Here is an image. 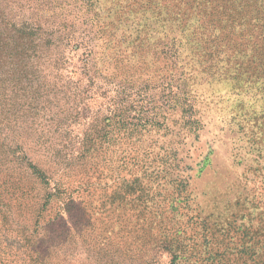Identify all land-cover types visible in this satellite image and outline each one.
Listing matches in <instances>:
<instances>
[{
	"label": "rangeland",
	"instance_id": "1",
	"mask_svg": "<svg viewBox=\"0 0 264 264\" xmlns=\"http://www.w3.org/2000/svg\"><path fill=\"white\" fill-rule=\"evenodd\" d=\"M115 1L0 0L3 36H29L28 67L9 84L13 130L6 133L34 162L43 167L59 156L64 168L89 149L108 153L114 143H105L106 133L114 129L115 114L143 112L156 124L132 133L126 149L139 153L113 172L112 181L87 185L82 178H95L92 172L76 169L66 203L51 199L31 213L26 203L14 204L12 230L0 235V255L6 256L0 264H144L140 227L128 235L126 222L137 217L154 220L143 232L167 240L155 247L151 264L170 263L162 248L179 252L189 264L193 252L206 254L211 247L228 264L226 251L249 247L264 227V56L257 59L241 38H232L235 46L226 47L217 66L203 69L202 42L180 37L172 43L176 33L167 32L158 68L122 70L106 60L134 46L120 28L137 23L110 13L111 2L121 9L133 5ZM158 1L152 9L174 15L164 21L169 30L181 20L189 23V0ZM252 34L264 40V28ZM3 106L0 119L6 120ZM61 179L52 178V189ZM256 192L260 205H250ZM217 199L219 213L207 205Z\"/></svg>",
	"mask_w": 264,
	"mask_h": 264
},
{
	"label": "trees",
	"instance_id": "2",
	"mask_svg": "<svg viewBox=\"0 0 264 264\" xmlns=\"http://www.w3.org/2000/svg\"><path fill=\"white\" fill-rule=\"evenodd\" d=\"M129 1L133 3L131 9L128 7L121 9L118 7L119 3L113 5L114 2L107 6L110 13L120 15V18L124 16V19L129 21H131V18L134 21L133 24L137 23L135 26H126V29L120 28L124 35L127 37L132 36L130 43L134 46H131L129 50L124 49V53L120 50L115 56L116 59L106 60L114 63L116 67L120 65L119 67L122 70L127 69L128 71L144 73L139 70L141 68L145 70L158 68L157 56L160 59V56H165L166 53L163 50L162 43L168 38L167 32L172 33V35L176 33V36L171 38L172 43L174 38L178 39L180 37H189V40L197 38L198 41L202 42L204 47L201 50L203 56L201 57L202 65L200 67L203 69L217 66L221 53L225 51L226 47L229 48L230 46L231 49L235 46L232 38H241L252 54H258L255 55L257 59L264 56V40L260 42L257 40V36L252 34L254 28H264V0H189L187 4L189 3L190 18L191 15L195 14L199 17H195V23L190 18L189 23L181 20L173 31L169 30V26L164 21H169L174 15L165 9H152V6L159 3L158 0ZM141 1L143 2L141 3ZM115 2L119 1L116 0ZM122 2H127V0ZM163 3L160 2V5H163ZM175 19H181V17H175ZM28 41L29 36L25 31H19L17 36L13 33H7L3 36L0 32V101L2 100L0 104H4L2 112L7 116L6 120L0 119V235L12 230L11 218L14 215V204L22 207V203H26L24 208L31 213L36 205L46 208L51 203V199L66 203L64 200L72 197L71 193H74L75 188L73 187L75 183L68 178L76 169L82 170L86 174L92 172L94 175L95 178H91L92 176L82 178L84 184L93 185L97 182L112 181L113 172L116 169L121 170L133 153H139L135 149L130 151L126 149V146L131 145L134 141L132 133L135 130L141 132L148 130L150 123L151 129L156 125L155 122L146 120L142 116L144 115L143 112L137 113L134 117L127 116L124 112L119 115L115 114L114 118L117 119V122L112 119L115 126L114 129L106 133L108 141L105 142L114 143L113 150H106L108 153H103L101 148L97 150L95 148L89 149L80 155L76 162L66 163L64 168L61 166L62 162L59 161V156L52 155L47 158L49 161H46L45 166H43L47 167V170H44L42 166L32 160L20 144H14L10 138L11 136L6 133V131L10 132V129L13 130V121L10 119V114L13 111L10 91L13 87L9 84L13 82V79H16L17 74H21L28 67L27 60L29 59H25ZM166 45L165 42L164 46ZM142 57H146L147 60L138 61L136 65L132 63L135 58ZM125 65H128L129 68ZM143 69L141 70L144 71ZM184 73L188 75V72ZM115 79L123 86L127 83L123 76H116ZM122 131L126 133L124 137L119 134ZM143 160L142 158L141 162L137 163L133 176L138 174ZM67 169L70 170L67 171ZM59 175L62 179L60 182H55L52 189V178ZM37 187L42 188V191H46V194H41ZM88 192L92 191L88 190ZM141 194L144 195L143 189ZM95 196L98 197L99 195ZM100 197H102V194H100ZM258 197L259 194L256 192L251 198L250 205H260V202L256 201ZM207 205H209V209L212 208L210 211L219 213L217 211L220 206L219 199L213 200ZM153 221L151 218L146 217L126 220L130 229L128 235H131V228L140 227L141 233L137 236H140V243L144 249L142 251L144 264L154 263L155 258L151 255L154 251L159 252V248L156 249L155 247L167 243V240L158 237V234H147L142 231L143 228H149L150 225L154 224ZM119 225H124V223L121 221ZM256 236L249 247L228 249L226 251L228 255L227 263L237 264L236 260L239 259L240 264L242 262L240 259H246L249 264H264V227L260 229ZM162 249L172 257L169 264H183L188 261L186 257L178 254L177 251ZM4 255V252L3 257L0 255L2 261H4V257L6 258ZM220 258V250L211 247L206 254L193 252L189 256V264H223Z\"/></svg>",
	"mask_w": 264,
	"mask_h": 264
}]
</instances>
